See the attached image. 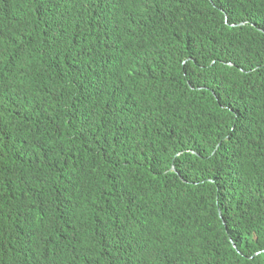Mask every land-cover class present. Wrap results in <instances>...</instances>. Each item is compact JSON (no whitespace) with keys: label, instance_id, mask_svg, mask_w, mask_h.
Instances as JSON below:
<instances>
[{"label":"trees","instance_id":"1","mask_svg":"<svg viewBox=\"0 0 264 264\" xmlns=\"http://www.w3.org/2000/svg\"><path fill=\"white\" fill-rule=\"evenodd\" d=\"M14 1L0 264H264V0Z\"/></svg>","mask_w":264,"mask_h":264},{"label":"clouds","instance_id":"2","mask_svg":"<svg viewBox=\"0 0 264 264\" xmlns=\"http://www.w3.org/2000/svg\"><path fill=\"white\" fill-rule=\"evenodd\" d=\"M98 2H100L99 9L101 10H106L113 3L111 0H98ZM14 5H15L14 0H6L3 2V5L0 7V22L13 23L14 24L12 25L13 28H20L22 27V25L20 24V21L18 20L17 17H15L14 12L12 11V8ZM2 25L5 26L4 23H2ZM10 32L11 31H7L5 29L0 28V35H6ZM90 40L91 39L89 35H85L79 41V48L82 50H87L88 47L90 46ZM4 89H5L4 86L0 85V92L4 91ZM238 108H242V107L238 106ZM45 120H46L45 116L41 114L36 115L35 120L33 121L32 126H31L33 137H35L42 131L44 124H45ZM1 121H2V129L0 132H4L7 130V122L5 120H1ZM257 129H258V132L261 134L264 132V117H261L259 119ZM233 160L234 158H231L230 156H228L224 159V163L230 164L231 167L235 169V167L231 164V161ZM28 163H29V143L27 145H21L18 147L16 151V156L11 163V168L14 171L16 170L18 171L24 166H27ZM49 250L50 249H44L42 254H46ZM40 256H38L37 258H39Z\"/></svg>","mask_w":264,"mask_h":264},{"label":"bare ground","instance_id":"3","mask_svg":"<svg viewBox=\"0 0 264 264\" xmlns=\"http://www.w3.org/2000/svg\"><path fill=\"white\" fill-rule=\"evenodd\" d=\"M214 89V88H213Z\"/></svg>","mask_w":264,"mask_h":264}]
</instances>
